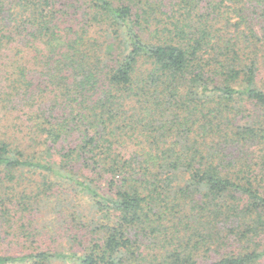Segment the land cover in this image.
I'll use <instances>...</instances> for the list:
<instances>
[{"label": "trees", "instance_id": "16d2710c", "mask_svg": "<svg viewBox=\"0 0 264 264\" xmlns=\"http://www.w3.org/2000/svg\"><path fill=\"white\" fill-rule=\"evenodd\" d=\"M59 260L264 264V0H0V264Z\"/></svg>", "mask_w": 264, "mask_h": 264}, {"label": "rangeland", "instance_id": "374dc122", "mask_svg": "<svg viewBox=\"0 0 264 264\" xmlns=\"http://www.w3.org/2000/svg\"><path fill=\"white\" fill-rule=\"evenodd\" d=\"M57 162L55 161L54 164ZM33 179L34 186L36 183H40L42 177L40 176H29ZM32 185V186H33ZM31 186V185H30ZM62 196V197H61ZM61 196L56 195L53 198L41 197L35 200H32L30 203L33 204L32 214L26 213V218H30L31 221H26L29 226L37 229L41 234L44 235L45 240L53 243V249L68 254L74 252L72 249V245L68 242V234L65 233V221L64 216L61 214V210L59 208V200H66L67 203H71V212L75 211L76 215H87L89 203L87 202V198L82 195H75L74 193H69L68 190L66 192L61 193ZM74 196V197H72ZM33 197V195H32ZM6 249L4 248V251ZM56 264H66L64 261L59 260L56 261Z\"/></svg>", "mask_w": 264, "mask_h": 264}]
</instances>
